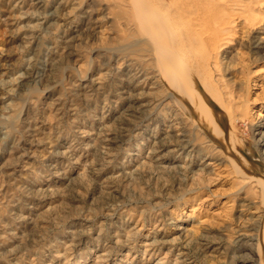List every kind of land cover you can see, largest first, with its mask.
<instances>
[{"label":"rangeland","instance_id":"rangeland-1","mask_svg":"<svg viewBox=\"0 0 264 264\" xmlns=\"http://www.w3.org/2000/svg\"><path fill=\"white\" fill-rule=\"evenodd\" d=\"M236 1L239 8L250 0ZM252 1V12L246 15L250 20L255 16L251 21L260 23V33L256 35L248 22L237 20L228 34L230 44L217 53L209 76L225 106L239 118L233 139L241 145L234 158L250 173L264 175L253 140V130L264 116V7L261 0ZM86 11L104 22L91 29L84 25L76 32ZM132 33L128 0H0V264H131L143 258L139 245L156 228L166 239L187 241L195 258L201 238L219 243L222 254L207 264H250L242 262L249 248L257 250L254 264H264L263 193L258 189L239 193L242 186L228 166L215 168L208 176H193L169 162L163 164L164 169L153 168L142 155L130 162L128 177L112 181L110 169L125 159L124 151L116 163L101 154L98 165L89 169L86 165L98 158L93 148L81 165L65 162L68 166L56 172L47 167L51 144L59 145L61 151L77 136L71 106L79 104L84 94L74 90L93 78V71H107L110 56L102 49L124 48L125 55L141 60L143 54L128 46ZM66 36L75 38L71 56L60 52ZM255 36L262 39V48H252ZM226 51L227 63L222 61ZM93 88L89 89L95 100L98 92ZM174 95V109L198 121L196 110L182 96ZM57 96L59 112L50 107ZM96 104L89 115L98 121L108 105L104 108L102 100ZM27 123L34 127L32 138L22 129ZM136 123L132 119L128 127ZM107 125L119 133V123L110 119ZM202 126L205 136L222 150L223 143L213 138L210 127ZM154 135L155 129L144 128L134 138L144 155L149 148L142 139ZM79 147L85 151L84 143ZM14 170L26 179L16 177ZM28 185L33 193L25 198L20 189ZM247 196L254 205L242 200ZM31 207L36 210L34 225L23 229L22 242H14L3 227L17 228L19 219L11 216H27ZM177 226L186 228L184 234L175 230ZM13 250L17 257L10 260L7 253ZM102 251L107 255L97 262L96 255ZM176 252L145 264L164 256V263L173 262Z\"/></svg>","mask_w":264,"mask_h":264},{"label":"bare ground","instance_id":"bare-ground-1","mask_svg":"<svg viewBox=\"0 0 264 264\" xmlns=\"http://www.w3.org/2000/svg\"><path fill=\"white\" fill-rule=\"evenodd\" d=\"M128 2L129 23L133 32L128 46L143 54L141 60L125 55L127 53L124 48L106 46L102 49L110 56L107 71L99 74L93 71V78H87L85 83L82 82L74 90L84 94L79 104L71 106L72 116L77 120L73 121L77 136L61 151L57 150L59 145L51 144L46 156L47 167L56 172L68 166L65 162L81 165L93 148L98 158H95L96 163L92 161L86 165L89 169H94L98 165L101 154L110 160L108 162L116 163L124 151L125 159H121L112 166L110 172L108 171L112 181L128 177L130 162L138 160L142 155L153 164V168L164 169L163 164L169 162L179 170L190 171L193 176H197L198 173L208 176L215 168L228 166L242 186L239 193H244V189L247 191L258 189L263 193L261 201L264 204V175L250 173L234 158V151L237 153L241 145L239 142L236 144L233 139L234 125L239 118L225 106L222 95L210 77V67L215 63L217 53L226 50L230 44L228 34L237 20L242 19L245 24L248 22L256 35L260 33V23L251 21L255 16L250 20L246 15L252 12L253 1L243 3L239 8L235 7L239 5L236 0H128ZM259 3L264 7V0ZM82 16L81 25L75 26L76 32L84 25L91 29L94 24L100 25L104 22L98 18L94 20V15L92 16L89 11ZM86 19L88 20L85 21ZM74 40L73 36H66L62 48L60 47L62 51L59 48L58 50L71 56ZM262 42L260 37L255 36L252 48H262ZM58 50L55 55L59 53ZM225 54L222 61L226 60L227 63L228 52ZM97 75L99 77L96 78ZM231 75L232 73H228V76ZM91 86L94 87L93 91L98 92V98L95 100L92 99L93 93H90ZM175 92L196 110L198 121L189 120L185 114H179L174 109L177 106ZM60 100L57 96L50 103V107L57 112L60 110L58 108ZM100 100L104 101V108L108 106L102 111L103 116L96 121L89 114L93 113V109L97 107L96 103ZM110 119L119 123V133H114L112 127L107 125ZM132 119H137L138 123L130 129L128 126ZM202 125L209 126L213 138L223 143L220 144L222 150L212 143L209 136H205ZM23 128L27 137L32 138L33 125L28 124ZM144 128L155 129V135L151 136V139H142L143 146L149 148L146 155L140 152L138 143L134 142L136 135ZM253 136L254 146L264 163V116L257 122ZM27 139L24 140L25 144H29ZM82 143L86 152L80 150L79 145ZM223 150L232 155L224 153ZM71 170L73 169H70V173ZM19 173L20 171L14 170L16 177L26 179ZM63 173L67 175L66 171ZM20 190L25 198L33 193L30 185ZM242 200L247 205L255 204L248 196ZM34 210L31 207L27 216L23 213L11 216L14 221L19 219L17 228L3 227L10 231L9 235L14 242H22L25 238L23 229L28 225H34L36 216ZM14 229L18 232H14ZM175 230L179 234H184L186 228L177 226ZM143 238L145 241L139 245L141 249L138 250L143 254V258L133 259L129 263L145 264L154 257L162 254L173 255V252L177 251L173 262L167 260L164 263V256L154 264H207V260L211 261L215 255L222 254V246L219 243L201 238L199 254L196 253L195 258L186 245L187 241L186 244H180L177 243V238L166 239L157 228ZM256 251L249 248L242 262L254 264ZM7 254L10 260L17 257L16 250ZM106 255L107 253L103 251L97 254V262H102Z\"/></svg>","mask_w":264,"mask_h":264}]
</instances>
